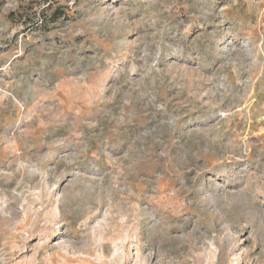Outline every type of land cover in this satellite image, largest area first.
Here are the masks:
<instances>
[{
  "label": "rangeland",
  "instance_id": "obj_1",
  "mask_svg": "<svg viewBox=\"0 0 264 264\" xmlns=\"http://www.w3.org/2000/svg\"><path fill=\"white\" fill-rule=\"evenodd\" d=\"M0 264H264V0H0Z\"/></svg>",
  "mask_w": 264,
  "mask_h": 264
}]
</instances>
